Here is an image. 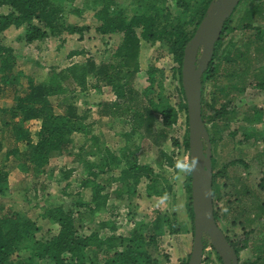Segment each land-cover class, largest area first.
<instances>
[{
	"label": "trees",
	"instance_id": "1",
	"mask_svg": "<svg viewBox=\"0 0 264 264\" xmlns=\"http://www.w3.org/2000/svg\"><path fill=\"white\" fill-rule=\"evenodd\" d=\"M170 1L169 5L168 0H0V8L7 9L0 14V34L10 27L21 29L20 39L25 46L42 43L49 38H59L63 44L66 37L73 35L82 41L93 23L101 38L113 34L120 36V41L111 51H103L98 63L89 56L65 68L52 66L42 81H36L31 74L19 68L16 50L0 39V264H86L88 261L97 264H159L148 248L156 249L165 227L172 233L178 232L174 214L169 217L157 211L152 220L136 222L129 232L118 233L116 222L110 217L111 210L116 208L109 209L107 204V185L118 184L116 195L126 194L129 198L141 183L148 196L165 199L173 191L171 178L163 172L167 168L176 172L178 164L169 152L159 147V140L166 137L163 128L171 127L182 113L187 126L181 85L183 51L212 0ZM243 2H249L250 6L243 10L242 16L247 21L242 24V36L235 42L226 41L234 28L231 25L234 13ZM262 4L263 0H240L224 22L201 78V118L205 126L207 122L229 114L226 105L217 104L216 95H212L210 101L205 100V85L207 81L216 79L223 63L224 67L234 66L244 56L252 54L254 59L264 63V29L252 24V17ZM85 13H90L89 19ZM142 42H158L171 55L170 71L178 81L174 105L162 95V82L155 78L158 68L154 65L146 69L149 84L141 90L135 87ZM85 53L84 48L74 49L67 58ZM258 70L252 74L256 81L253 86L264 90V65ZM156 81L160 88L158 92L153 89ZM89 85L96 90L103 86L110 89L114 98L97 102V113L122 120L124 129L120 136L123 144L114 150L99 144L92 152L100 155L95 161L83 160L81 153L77 154L78 160L75 161L79 163L80 176L77 169L69 167L60 169V177L54 179L68 200L44 207L40 215L32 219L2 200L10 193V170L18 169L25 178L38 180L40 176L52 174L53 171H47L46 167L54 156L72 152L76 145L74 138L92 140L94 145L97 141L92 134L95 120L89 110L78 112L72 103L74 94L86 90ZM214 86L220 92L224 90L223 86ZM54 96L69 99L63 102L65 106L61 112H57L51 102ZM257 116L259 120V114ZM158 118L162 129L156 126ZM30 121L35 122L33 127L26 125ZM206 129L213 147L217 140L208 127ZM187 132L185 128L182 140L186 150ZM217 132L219 130L214 131L215 134ZM235 133L230 132V136ZM250 137V134H244L246 140ZM84 141L79 146L82 152ZM143 144L158 148V170L138 160L137 153ZM172 144L177 147L178 138H172ZM211 165L213 213L217 222V190L224 170L214 171L212 151ZM182 167L185 207L193 234L189 160ZM102 174L109 176L103 179L100 178ZM74 184L77 189L68 191ZM257 188L264 191V166ZM104 214L108 217L103 218ZM96 216L98 220L94 219ZM249 233L238 236L237 240L226 236L237 257L251 240L247 236ZM202 242L203 252L207 245L212 248L207 234L202 236ZM251 243L256 253L241 264H264V237ZM215 256L222 264L216 252Z\"/></svg>",
	"mask_w": 264,
	"mask_h": 264
},
{
	"label": "rangeland",
	"instance_id": "2",
	"mask_svg": "<svg viewBox=\"0 0 264 264\" xmlns=\"http://www.w3.org/2000/svg\"><path fill=\"white\" fill-rule=\"evenodd\" d=\"M168 4H171L170 0H168ZM249 6V2H243L234 13L231 23L234 28L227 35L226 41L235 42L242 36L244 30L242 24L247 21L242 16L243 10ZM171 7L173 8V4ZM6 11L5 7L0 8V14ZM84 16L90 17V13H85ZM252 21L253 26L264 29V0L259 12L252 17ZM94 27L95 23L85 33L82 41L77 39V35H73L66 37L63 44L60 43L61 39L59 38H49L42 43L25 46L20 39L21 29L14 27L2 32L0 39L16 50L18 67L31 74L36 81H42L47 78L49 68L52 66L58 69L65 68L70 63L82 62L89 56L98 63L101 55L104 54L103 51L105 49L111 51L120 41L118 34L106 35L101 38L95 32ZM80 48H84L86 53L67 58L70 51ZM254 58L255 55L253 54L248 57L244 56L242 61L234 64V66L227 65L224 67L223 63L216 79L207 81L205 85V100L210 101L211 96L216 95L217 104L226 105V110L229 112L226 117L213 119L206 124L210 133L214 134L217 140L213 147L211 145L212 156L215 160L213 169L214 171L224 170L217 190L215 208L219 216L216 223L225 236L232 240H237L238 236L252 230V233L247 235L251 240L239 252L238 264L255 255L256 249L251 242L254 239L264 237V191L257 188L264 166V90L253 86L256 81L252 75L254 71L258 72V67L264 63ZM139 63L140 69L134 78L135 87L141 90L149 84L146 69L149 65H154L158 68L155 78L162 82V95L168 97L171 104L174 105L177 101L178 81L170 71L173 63L171 55L167 54L158 42L154 44L142 42L139 51ZM157 81L153 85L156 92L160 90L156 86ZM214 84L223 86L224 90L220 92ZM113 98L110 89L104 86L96 90L89 85L86 90L77 91L72 103L78 112L89 110V114L95 120L92 134L96 136L97 141L92 145L94 142L92 140L84 141L78 137L74 138L76 145L71 150L72 152L70 154L64 152L54 156L46 167L47 171H53L52 174L40 176L38 180L33 179V177L25 178L18 169H11L8 178L10 193L2 200L32 219H36L44 207L61 200H68L62 195L60 185L54 180L60 177L59 170L74 167L80 176L79 163H76L79 156L77 154L81 153L80 157L83 160L95 161L100 155L99 153L92 154V152L98 148L99 144L103 147L107 146L111 150L117 149L123 144L120 136L124 129L122 120L99 116L97 113V102L108 101ZM64 101H69V99L63 98V96L51 97V102L57 112L63 110ZM1 104L2 99L0 98V106ZM257 114H259V120L256 118L258 117ZM34 124V121L26 123L31 127ZM156 126L160 129L163 128L159 118ZM185 128H187L185 115L182 113L171 127L163 128L166 137L159 140V147L169 152L178 164L176 172H173L171 168H167L163 172L166 177L171 178V182L174 184L173 191L165 199L155 195L148 196L145 193L143 183L136 187L130 198L126 194L116 195L118 184L107 185L109 191L107 204L109 209L116 208L111 210L112 215L110 217L114 218L118 233L129 232L136 222L152 220L157 211L165 213L169 217L174 214L179 226L178 232L172 233L170 229L165 227L156 249L148 248L159 264H184L186 258L188 260L192 248V222L185 207L186 193L183 187L185 174L182 164L189 160L188 150L184 148L182 143ZM215 130H219V133L215 134ZM230 132L236 133L234 136H230ZM244 134H250L251 137L246 140ZM174 137L178 138L179 141L177 147L172 144ZM83 141L84 151L82 152L79 150V146ZM157 149L156 146L150 147L143 144L137 153L138 160L142 163L151 164L158 170ZM83 160L81 163L84 162ZM100 176V178L106 179L109 175L102 174ZM76 186V184L70 186L68 191L76 190ZM106 216L108 217L104 214L103 218ZM94 219L98 220V216ZM201 261L204 264H220L216 259L215 251L209 245L204 249ZM86 264L97 263L88 261Z\"/></svg>",
	"mask_w": 264,
	"mask_h": 264
},
{
	"label": "water",
	"instance_id": "3",
	"mask_svg": "<svg viewBox=\"0 0 264 264\" xmlns=\"http://www.w3.org/2000/svg\"><path fill=\"white\" fill-rule=\"evenodd\" d=\"M239 1L212 0L183 51L181 85L186 102L193 213V241L186 264L201 263L204 234L208 235L210 244L222 264H238L237 254L217 225L213 213L211 143L201 118V78L208 67L224 22L233 13Z\"/></svg>",
	"mask_w": 264,
	"mask_h": 264
},
{
	"label": "clouds",
	"instance_id": "4",
	"mask_svg": "<svg viewBox=\"0 0 264 264\" xmlns=\"http://www.w3.org/2000/svg\"><path fill=\"white\" fill-rule=\"evenodd\" d=\"M192 164H193V166H194V164H195V161H193V162H192Z\"/></svg>",
	"mask_w": 264,
	"mask_h": 264
}]
</instances>
